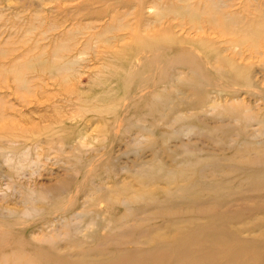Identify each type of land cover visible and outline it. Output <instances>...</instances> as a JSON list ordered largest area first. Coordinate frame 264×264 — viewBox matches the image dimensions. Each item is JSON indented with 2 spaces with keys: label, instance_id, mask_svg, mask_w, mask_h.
Returning <instances> with one entry per match:
<instances>
[{
  "label": "rangeland",
  "instance_id": "obj_1",
  "mask_svg": "<svg viewBox=\"0 0 264 264\" xmlns=\"http://www.w3.org/2000/svg\"><path fill=\"white\" fill-rule=\"evenodd\" d=\"M0 223V264H264V0H0Z\"/></svg>",
  "mask_w": 264,
  "mask_h": 264
},
{
  "label": "bare ground",
  "instance_id": "obj_2",
  "mask_svg": "<svg viewBox=\"0 0 264 264\" xmlns=\"http://www.w3.org/2000/svg\"><path fill=\"white\" fill-rule=\"evenodd\" d=\"M203 44V43H202ZM231 60V59H230ZM197 66V65H196ZM243 67V66H242ZM193 68H194V66H193ZM115 71V70H114ZM193 72V71H192ZM167 77H168V75H167ZM166 77V78H167ZM165 78V77H164ZM211 78V77H210ZM220 78V77H219ZM118 80V79H117ZM164 82H165V80H164ZM202 84V83H201ZM96 94V93H95ZM100 95V94H99ZM116 95V94H115ZM168 96V95H167ZM112 98V97H111ZM110 98V99H111ZM159 98V97H158ZM170 98V97H169ZM110 99L109 100H107L108 102L110 101ZM151 100V99H150ZM157 100V99H156ZM166 100V99H165ZM103 101V100H102ZM160 101V100H159ZM162 101V100H161ZM92 102V101H91ZM96 103H98V102H96ZM95 103V104H96ZM102 103V102H101ZM106 103V102H105ZM134 103V102H133ZM161 103V102H160ZM164 103V102H163ZM88 104V103H87ZM100 104V103H99ZM107 104V103H106ZM137 104V103H136ZM165 104V103H164ZM93 106V105H92ZM108 106V105H107ZM90 107H91V104H90ZM105 107V106H104ZM131 107V106H130ZM138 107V106H137ZM87 108V107H86ZM94 108H95V105H94ZM109 108V107H108ZM108 108H106V109H108ZM106 109H105V111H106ZM109 111H110V109H109ZM112 111V110H111ZM117 111V110H116ZM104 112V111H103ZM103 112H102V114H103ZM113 115V114H112ZM117 115V114H116ZM138 115V114H137ZM103 116V115H102ZM140 116V115H139ZM108 117V116H107ZM111 118H112V116H111ZM105 119V118H104ZM138 120V119H137ZM157 174V173H156ZM81 183V182H80ZM99 199V198H98ZM99 201V200H98ZM125 201H127V199L125 200ZM121 202V201H120ZM98 203V202H97ZM105 203V202H104ZM110 203V202H109ZM114 203V202H113ZM123 205V204H122ZM126 205V204H125ZM126 207V206H125ZM111 208H112V206H111ZM113 209V208H112ZM2 213V212H1ZM136 217V216H135ZM142 220V219H141ZM1 224V223H0ZM4 224V223H3ZM73 224V223H72ZM101 224V223H100ZM97 225V224H96ZM133 226H135V225H133ZM125 227V226H124ZM123 227V228H124ZM100 228V227H99ZM126 229H127V227H126ZM131 229V228H130ZM76 231H78V230H76ZM75 232V231H74ZM104 233V232H103ZM127 233V232H126ZM135 233V232H134ZM3 234H5V233H3ZM57 234V233H56ZM94 236V235H93ZM7 237V236H6ZM5 237V239H8V238H6ZM99 238V240H100V237H98ZM128 238V237H127ZM7 241V240H6ZM85 241V240H84ZM50 242H51V240H50ZM49 242V243H50ZM110 242V241H109ZM48 243V244H49ZM55 244V243H54ZM101 244V243H100ZM106 246L108 245V244H105ZM114 245V244H113ZM98 246V245H97ZM110 247V246H109ZM116 251V250H115ZM112 252V251H111ZM121 252V251H120ZM147 252V251H146ZM155 252V251H154ZM153 252V253H154ZM114 253V252H113ZM150 253H151V251H150ZM156 253H157V251H156ZM167 253V252H166ZM165 253V254H166ZM27 254V253H26ZM113 255V254H112ZM118 255V254H117ZM154 255H156V254H154ZM149 256H150V254H149ZM106 257V256H105ZM159 257V256H158ZM86 258V257H85ZM140 258V257H139ZM100 259V258H99ZM103 259V258H102ZM111 259V258H110ZM37 260V259H36ZM88 260V259H87ZM140 260V259H139ZM82 261V260H81ZM106 262V261H105ZM148 262V261H147ZM104 263V262H103ZM105 264V263H104Z\"/></svg>",
  "mask_w": 264,
  "mask_h": 264
}]
</instances>
